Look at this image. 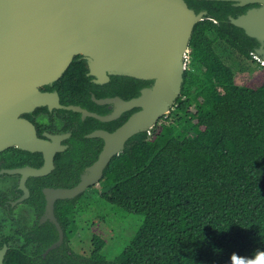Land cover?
<instances>
[{
  "label": "trees",
  "instance_id": "trees-1",
  "mask_svg": "<svg viewBox=\"0 0 264 264\" xmlns=\"http://www.w3.org/2000/svg\"><path fill=\"white\" fill-rule=\"evenodd\" d=\"M205 2L215 15V5L227 4ZM215 40L257 61V42L242 28L197 21L174 105L150 132L129 137L103 170L99 196L142 217L132 237L111 260L97 233L86 254L75 252L70 239L81 193L61 201L63 248L50 250L46 264H231L233 254L250 260L264 251V78L236 83ZM47 238H57L52 226ZM10 257L11 264H30L20 254Z\"/></svg>",
  "mask_w": 264,
  "mask_h": 264
},
{
  "label": "water",
  "instance_id": "water-1",
  "mask_svg": "<svg viewBox=\"0 0 264 264\" xmlns=\"http://www.w3.org/2000/svg\"><path fill=\"white\" fill-rule=\"evenodd\" d=\"M232 1H261L260 6L228 19L255 39L252 53L264 64V0ZM204 13L195 12L185 0H0V149L32 137L35 146L46 151L31 124L19 114L49 101L38 86L58 78L75 54L85 55L90 72L103 81L109 74L152 80L133 98L105 99L140 109L105 135L98 158L82 171L75 186L48 191L49 218L55 221V198H73L99 182L125 141L137 132H150L170 111L181 90L187 67L183 58L193 26ZM52 152L47 153L50 166ZM55 224L59 239L49 248L62 240V230Z\"/></svg>",
  "mask_w": 264,
  "mask_h": 264
},
{
  "label": "flooded vegetation",
  "instance_id": "flooded-vegetation-1",
  "mask_svg": "<svg viewBox=\"0 0 264 264\" xmlns=\"http://www.w3.org/2000/svg\"><path fill=\"white\" fill-rule=\"evenodd\" d=\"M185 1L195 12L205 11L200 20L211 19L217 23L230 22L229 16L236 17L261 5V1L238 4V1L222 0L227 4L215 5V15L209 11L205 0ZM186 56L183 60L187 63ZM74 59L80 64L68 67ZM71 62L67 66L70 68V81L64 83L60 78L66 68L52 82L38 86L41 92L48 94V102L19 114L31 124L35 137L44 143L46 151L37 148L32 137L27 142L15 141L0 149L2 264H11L10 256L14 254L24 256L30 264H46L50 250L63 248L58 208L61 201L68 198L53 200L52 213L62 230V240L49 248L59 239V231L55 221L48 217V191L75 186L82 171L98 158L106 141L105 135L116 130L140 109L139 106L125 108L117 100L105 99L118 96L128 100L152 83L151 79L124 74H109L103 81L102 76L90 72L87 57L82 54H75ZM51 151L50 166L47 153ZM40 168L44 172H33ZM97 183L76 196L85 194ZM50 226L57 231V238L47 242Z\"/></svg>",
  "mask_w": 264,
  "mask_h": 264
},
{
  "label": "rangeland",
  "instance_id": "rangeland-1",
  "mask_svg": "<svg viewBox=\"0 0 264 264\" xmlns=\"http://www.w3.org/2000/svg\"><path fill=\"white\" fill-rule=\"evenodd\" d=\"M214 46L222 60L233 70L236 83L255 84L263 80L264 64L257 58L256 62L242 58L235 49L219 40L214 41ZM99 188L100 183H97L80 198L81 216L70 241L75 252L86 254L92 234L97 233L105 239L103 253L111 260L132 237L142 217L123 213L114 205L105 202L98 194Z\"/></svg>",
  "mask_w": 264,
  "mask_h": 264
},
{
  "label": "clouds",
  "instance_id": "clouds-1",
  "mask_svg": "<svg viewBox=\"0 0 264 264\" xmlns=\"http://www.w3.org/2000/svg\"><path fill=\"white\" fill-rule=\"evenodd\" d=\"M230 260L231 264H264V251L258 252L255 258L250 260H245L236 254H233Z\"/></svg>",
  "mask_w": 264,
  "mask_h": 264
}]
</instances>
